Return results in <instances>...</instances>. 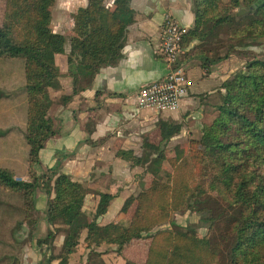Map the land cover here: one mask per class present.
I'll return each mask as SVG.
<instances>
[{"label":"trees","instance_id":"obj_1","mask_svg":"<svg viewBox=\"0 0 264 264\" xmlns=\"http://www.w3.org/2000/svg\"><path fill=\"white\" fill-rule=\"evenodd\" d=\"M104 2L87 0L72 16L66 61L73 82L80 79L89 85L100 68L113 66L121 58L127 2L113 0L112 7ZM54 3L5 0L0 25V57L24 58L28 144V179L16 178L12 168L0 166V187L20 192L25 209L33 208L38 190L47 195L45 219L66 226L60 253L49 259L67 264L82 229H86L83 239L88 247L114 244L120 250L157 224L172 220L174 211L188 210L204 217L207 232L203 236L189 229L152 233L144 264H264V57L251 50L264 40V0H192L193 24L181 46L197 43L184 53V59H198L201 68L208 69L238 56L243 69L220 83L210 120L202 122L187 149L175 151L173 172L165 180L155 175L146 188L124 201L123 211L135 201L126 225L96 223L95 218L107 209L110 193L99 192L88 221L82 212L88 192L83 183L56 167L40 175L33 168L39 162V150L55 132L47 114L52 103L49 89L60 86L55 55L64 51L66 36L52 30ZM241 6L245 11L238 13ZM160 130L165 141L179 132L180 125L160 123ZM143 146L154 150V156L136 155L130 149L117 150L116 155L131 165L148 162V169L159 173L162 161L170 159L162 144L145 142ZM55 232L48 230L36 238V244L50 249Z\"/></svg>","mask_w":264,"mask_h":264},{"label":"crops","instance_id":"obj_2","mask_svg":"<svg viewBox=\"0 0 264 264\" xmlns=\"http://www.w3.org/2000/svg\"><path fill=\"white\" fill-rule=\"evenodd\" d=\"M86 1L55 0L52 9V30L66 36L68 47L55 55L60 86L55 90L49 89L52 103L47 114L53 121L55 132L39 150V162L33 168L39 175L46 168L56 167L58 171L86 185L89 192L85 196L82 212L88 221L96 208L99 192L110 193L113 197L106 211L95 221L99 225L108 222L126 225L132 208L122 212V203L144 185L142 181H146V176L135 181L139 166L131 167L126 160L116 155V151L130 149L136 155L146 153L151 158L155 151L145 148V142L169 146L171 143H182L191 133L199 132L200 121L207 120L208 113L212 111L211 105L216 99L215 92L220 83L241 67L243 60L231 57L214 63L204 71L200 60L184 59V53L197 43L191 41L181 49L176 59L190 80L179 107L165 111L138 107L135 101L137 90L147 82L165 76L170 69V64L160 50L161 25L165 15L191 27L192 0H126L127 7L122 15L126 33L121 46V58L113 66L100 68L89 85L80 79L73 82L67 73L66 61L68 36L73 32L72 16ZM112 4L113 0H105L107 7H112ZM261 47L264 48V44ZM68 95L70 98L65 99ZM160 123L179 124L180 130L163 141ZM11 161L13 164L10 168H13L15 160ZM18 163L19 168L27 170L26 159ZM46 201L45 193H36L33 206L35 217L31 220L24 218L22 222L20 220L21 224L28 225L26 230H30V245L21 254V264L58 263L57 259L49 258L59 254L66 227L60 223L47 222L44 215ZM54 226L58 227V231L50 249L47 250L44 245L38 246L36 238L53 230ZM85 233L83 229L81 239ZM134 245V250L129 247L130 254L138 250V244ZM87 251L85 242L81 240L70 254L69 264H86ZM121 252L125 255L124 248ZM99 255L104 264H111L112 259L123 264L120 261L122 257L111 247L105 248V252Z\"/></svg>","mask_w":264,"mask_h":264},{"label":"rangeland","instance_id":"obj_3","mask_svg":"<svg viewBox=\"0 0 264 264\" xmlns=\"http://www.w3.org/2000/svg\"><path fill=\"white\" fill-rule=\"evenodd\" d=\"M4 7H5V0H0V25L3 21ZM241 8H244V6H241ZM52 9H51V16H52ZM263 44H264V40L262 41L261 44H258L259 47H256L257 45L255 44L256 45L255 48L252 47L250 48H252L251 49L252 51L259 54L258 56L264 57V48L261 47L263 46ZM64 47H68V41L65 42ZM261 50L263 51L261 52ZM231 57H238V56H231ZM23 65H24V58L22 56L0 57V166L10 168L12 167L13 164V161L11 160H15L14 162L15 167L13 165L12 169L15 171L16 178L24 179L23 177H26L25 179H28L27 177L28 175L26 174V171L23 168H19L17 166L19 164L18 161H25L28 152V144L26 143L25 140L26 96H25L24 88L26 82L24 77ZM170 66L172 67L176 66L175 62L173 64H170ZM208 68H210V66ZM238 69H243V64ZM215 98L216 101L217 100L216 92H215ZM207 109L210 111V108ZM211 112L212 111H210V113ZM210 113H208V118H206L207 120L200 121L201 125L203 121L210 120ZM190 120L191 119H189V121ZM201 125H199V131ZM199 133L200 132H196V133L194 132L193 134L191 133L182 143H171L172 145L169 146H165L162 144L163 145L162 149L164 150V153L168 155L170 159L169 160L166 159L162 161V166H161L162 169L161 171H159V173L156 172V174H153L152 169L151 168L148 169L149 166L148 162L139 165H131L128 161H126L131 167L139 166L138 172L135 173V181H138L139 179L142 180L143 177L146 176L145 177L146 181H142L144 185H142L138 191L134 192L129 197L136 195L139 191L146 188L149 185L151 179L155 175L156 178L165 180L167 175L173 172L174 165L171 163V159L175 157L177 153L175 151H177L178 149L181 150L187 149L189 147V140L191 138L197 137ZM84 186L89 192V188L86 185ZM38 192L42 193V191L40 190H38ZM24 202H25L24 197L20 192H14L5 187H0V264H21L20 263L22 260L21 254L23 252H26L25 251L26 248H28L30 245L28 240L30 237L29 235L30 230L29 231L26 230L28 228V225L26 226L21 224L20 220L21 222L24 220V218L31 220L33 219V217H35L36 213L34 208L25 209ZM129 207L132 208V211L127 223L129 222L131 215L134 211L135 201H133L129 205ZM127 209L125 211H127ZM121 211L124 212L122 210V206H121ZM93 215L94 213L92 214V218ZM56 223H59V221H55L51 224H56ZM114 223H118V222H114ZM57 229L58 227L55 226L53 227V230H55L56 232L58 231ZM163 229H176V230L189 229V230H194L197 235L203 236L207 232V223L203 216L200 217L198 214L196 215V213H192L188 210L174 211L172 213V220H167L165 222L157 224L156 226L152 227L149 231L144 232L143 237L132 239L133 241L128 245H126L128 242L124 244L120 250H118L117 246L114 244H100L98 246L92 245V247H88L86 241H84L83 239L84 237L82 239L80 237L79 242L83 240L85 242L86 247L88 248L87 251L88 259L87 262L85 261V263L104 264L99 254H101L102 252L104 253L105 248L111 247L113 248V251H115L117 255H120L122 257L120 261H123V264H125L126 261H132L135 264H144L147 257L148 247L151 242L152 233ZM134 244H138L137 246L138 250L135 248V250L137 251L130 254L129 247L131 246L130 249L134 250V246H135ZM75 248L73 252L75 251ZM123 248L125 255H123L121 252ZM97 249H100V251ZM70 257L71 255H69L67 264H69ZM111 264H119V263L115 261V259H112Z\"/></svg>","mask_w":264,"mask_h":264},{"label":"built area","instance_id":"obj_4","mask_svg":"<svg viewBox=\"0 0 264 264\" xmlns=\"http://www.w3.org/2000/svg\"><path fill=\"white\" fill-rule=\"evenodd\" d=\"M188 27L177 22L172 16L165 15L160 32V50L169 64L175 62L176 66H170L167 74L142 85L136 93V105L141 108L155 110H176L181 98L190 86V80L185 75L176 59L182 49V40Z\"/></svg>","mask_w":264,"mask_h":264},{"label":"water","instance_id":"obj_5","mask_svg":"<svg viewBox=\"0 0 264 264\" xmlns=\"http://www.w3.org/2000/svg\"><path fill=\"white\" fill-rule=\"evenodd\" d=\"M243 11H245L244 8H239V9H238V13H242Z\"/></svg>","mask_w":264,"mask_h":264}]
</instances>
